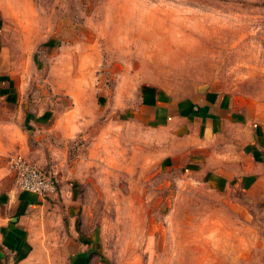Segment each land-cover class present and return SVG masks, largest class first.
<instances>
[{
	"label": "rangeland",
	"instance_id": "obj_1",
	"mask_svg": "<svg viewBox=\"0 0 264 264\" xmlns=\"http://www.w3.org/2000/svg\"><path fill=\"white\" fill-rule=\"evenodd\" d=\"M0 43L25 107L0 97V118L23 124L36 155L5 161L23 154L73 187L75 219L70 233L64 204L43 196L29 252L0 246V264H71L72 243L90 264H264V204L164 165L183 142L139 115L149 86L175 101L225 93L263 118L264 0H0Z\"/></svg>",
	"mask_w": 264,
	"mask_h": 264
},
{
	"label": "crops",
	"instance_id": "obj_2",
	"mask_svg": "<svg viewBox=\"0 0 264 264\" xmlns=\"http://www.w3.org/2000/svg\"><path fill=\"white\" fill-rule=\"evenodd\" d=\"M15 77L10 72L0 71V97L17 105ZM124 93L132 96L129 92ZM18 105L23 113L25 107ZM19 109L15 108V112L18 113ZM139 113L148 116L149 121H155L158 126L168 125L171 143L183 142L182 148L170 154L164 165L189 171L197 169L200 179L211 189L223 191L235 186L248 198L264 204V117L256 120L236 109L225 93L207 92L175 101L163 99L160 92L149 86L139 89ZM51 116L44 110L29 121L30 114H24L22 121L27 120L24 127L27 126L28 130V126L42 125ZM27 135L19 121L0 118V246L4 253L15 254L20 247L18 253L29 252L31 244L26 230L29 231V224L36 221L34 218L40 215L38 212L48 208L45 202L49 201L43 196L15 190L13 173L5 161L10 151L23 152L29 159L36 158L31 153L33 149L28 145V138H24ZM73 196V187L58 186L54 196L50 197L64 204L66 210L60 213L59 222L64 224L65 219L70 233L75 227V219L69 215L72 208H68ZM1 241L6 246H2ZM72 244L66 252L70 263L90 264L92 250H83L79 244Z\"/></svg>",
	"mask_w": 264,
	"mask_h": 264
},
{
	"label": "built area",
	"instance_id": "obj_3",
	"mask_svg": "<svg viewBox=\"0 0 264 264\" xmlns=\"http://www.w3.org/2000/svg\"><path fill=\"white\" fill-rule=\"evenodd\" d=\"M9 168L13 173L15 190L40 196H50L56 193L54 175L21 154H15L11 158Z\"/></svg>",
	"mask_w": 264,
	"mask_h": 264
},
{
	"label": "trees",
	"instance_id": "obj_4",
	"mask_svg": "<svg viewBox=\"0 0 264 264\" xmlns=\"http://www.w3.org/2000/svg\"><path fill=\"white\" fill-rule=\"evenodd\" d=\"M89 257V256H88Z\"/></svg>",
	"mask_w": 264,
	"mask_h": 264
}]
</instances>
